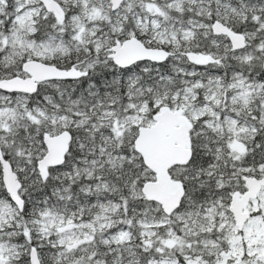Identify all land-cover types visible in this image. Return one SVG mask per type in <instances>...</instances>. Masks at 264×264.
I'll list each match as a JSON object with an SVG mask.
<instances>
[{
  "label": "snow or ice",
  "instance_id": "6c2138e0",
  "mask_svg": "<svg viewBox=\"0 0 264 264\" xmlns=\"http://www.w3.org/2000/svg\"><path fill=\"white\" fill-rule=\"evenodd\" d=\"M0 264H264V0H0Z\"/></svg>",
  "mask_w": 264,
  "mask_h": 264
}]
</instances>
